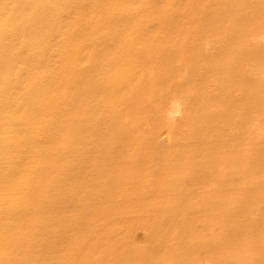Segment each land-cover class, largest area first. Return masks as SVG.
I'll return each instance as SVG.
<instances>
[{"label":"bare ground","instance_id":"bare-ground-1","mask_svg":"<svg viewBox=\"0 0 264 264\" xmlns=\"http://www.w3.org/2000/svg\"><path fill=\"white\" fill-rule=\"evenodd\" d=\"M0 264H264V0H0Z\"/></svg>","mask_w":264,"mask_h":264}]
</instances>
